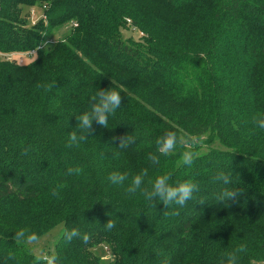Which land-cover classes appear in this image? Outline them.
Wrapping results in <instances>:
<instances>
[{"label":"trees","instance_id":"obj_1","mask_svg":"<svg viewBox=\"0 0 264 264\" xmlns=\"http://www.w3.org/2000/svg\"><path fill=\"white\" fill-rule=\"evenodd\" d=\"M38 1L46 4L45 20L31 26L27 11ZM130 29L141 34L137 40ZM33 50L24 64L1 57ZM53 81L50 92L37 87ZM109 88L122 103L108 129L93 122L86 143L65 147L78 131L75 117ZM258 115L264 0H0V264H46L52 255L59 264H100L98 247L111 254L107 264H220L240 245L246 251L238 264H264ZM168 132L180 142L162 154L156 141ZM127 134L136 143L118 149L113 137ZM184 152L194 154L190 166ZM77 166L81 175H66ZM144 168L145 186L171 174L173 186L192 180L200 191L184 207L166 208L126 193L127 182L119 187L107 179ZM221 170L232 171L230 185L214 180ZM226 187L244 190L230 207L217 200ZM109 219L112 230L104 226ZM59 224L60 236L42 255L35 244L13 239L21 228L41 239ZM73 228L88 241L66 242L64 232Z\"/></svg>","mask_w":264,"mask_h":264},{"label":"clouds","instance_id":"obj_2","mask_svg":"<svg viewBox=\"0 0 264 264\" xmlns=\"http://www.w3.org/2000/svg\"><path fill=\"white\" fill-rule=\"evenodd\" d=\"M38 88L43 89L45 92H50L53 87H55V82H44L37 85ZM122 95L119 91L115 89L98 90L94 95L90 97V110L75 117L78 127V131H72L69 133V139L65 147H79L81 143H86L89 136L94 131L93 122H96L102 128L108 129L109 117L114 116L116 111L121 108ZM253 123L259 129H264V115H258L253 118ZM114 140L119 139L118 149H127L132 144L136 143V138L133 135H125L122 137H113ZM180 142L176 133L168 132L162 137H159L156 141L158 145V151L162 154H167L168 152L174 151ZM28 149L24 150L23 154H27ZM114 155L118 156L119 152ZM194 154L192 152H184L182 154V162L185 165H191L193 162ZM148 160L152 164L159 163V156L156 153H149ZM83 173V169L79 166L69 167L67 169V176H79ZM148 168L142 169L139 173L130 175L128 172L113 171L111 172L107 179L114 185L119 187H124L127 182V187L125 192L128 194L135 195L137 193L143 197V199L152 203L156 200L162 202L166 208L173 205L184 207L186 203L194 198V194L200 191L199 185L192 180H185L177 185L173 186L170 183L171 174H164L156 177L154 181L149 180L148 186H145V179L148 177ZM233 176L232 171L226 173L224 171H219L216 173L214 180L219 183L223 182L224 185L231 184V177ZM63 185H59L51 190V194L54 197L60 196V189ZM244 194V190L239 187L235 189L224 188L222 193L217 197L219 203H227L229 201H237L241 195ZM203 203V201H201ZM107 230H112L116 227L113 220L109 219L104 225ZM87 233L82 234L79 229L73 228L70 231L65 230L64 239L66 242L71 243L74 239H82L87 242L89 239ZM13 239L16 242L24 244H36L39 240V236L30 231L27 228L19 229ZM246 251L245 245H240L234 248L232 251L225 253L221 259L220 264H238L240 254ZM9 260H15L14 254L9 253ZM46 264H59V257L52 255L45 257ZM163 264H168L167 259L164 260Z\"/></svg>","mask_w":264,"mask_h":264},{"label":"rangeland","instance_id":"obj_3","mask_svg":"<svg viewBox=\"0 0 264 264\" xmlns=\"http://www.w3.org/2000/svg\"><path fill=\"white\" fill-rule=\"evenodd\" d=\"M40 14V10H36V15ZM66 33V30L61 31L59 33H56L54 35V38L51 40L52 43H48L44 45V47H51L53 43L56 41V39L63 37V35ZM126 34L131 36L134 40H137L140 37V33L137 31L131 30L127 31ZM34 56V55H33ZM33 56L24 58V62H29L31 59H33ZM62 224L56 225L54 228L51 229L49 233H47L45 236H43L39 241L35 244L36 247V255H42L44 253V249L50 248L54 242L58 239V237L61 234L62 231ZM95 253L100 257L101 263L100 264H107L108 261L111 259V254L106 250L104 247H98L95 249Z\"/></svg>","mask_w":264,"mask_h":264},{"label":"built area","instance_id":"obj_4","mask_svg":"<svg viewBox=\"0 0 264 264\" xmlns=\"http://www.w3.org/2000/svg\"><path fill=\"white\" fill-rule=\"evenodd\" d=\"M46 9V4L44 2H39L36 6L31 7L30 9H28L27 11V16H28V22L31 26L36 25V23L42 19L45 20V16L43 15V10ZM36 10H40V14L36 15ZM47 43H52L51 40H48ZM46 43V44H47ZM45 44V45H46ZM44 47V46H42ZM41 47V48H42ZM36 51H31L29 53H21V54H3L1 55V57L6 60V61H12L15 60L17 63L19 64H24V58H28L31 57L33 55H35ZM106 249V248H105ZM107 250V249H106Z\"/></svg>","mask_w":264,"mask_h":264}]
</instances>
